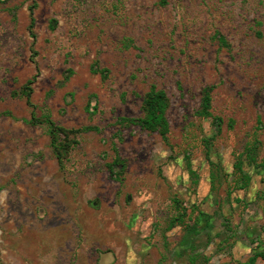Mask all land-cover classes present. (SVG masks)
<instances>
[{"label": "rangeland", "instance_id": "obj_1", "mask_svg": "<svg viewBox=\"0 0 264 264\" xmlns=\"http://www.w3.org/2000/svg\"><path fill=\"white\" fill-rule=\"evenodd\" d=\"M159 2L0 0V264H246L264 250V0ZM152 84L168 143L118 122L143 116ZM206 86L219 133L196 113ZM32 115L99 132L60 167Z\"/></svg>", "mask_w": 264, "mask_h": 264}, {"label": "trees", "instance_id": "obj_2", "mask_svg": "<svg viewBox=\"0 0 264 264\" xmlns=\"http://www.w3.org/2000/svg\"><path fill=\"white\" fill-rule=\"evenodd\" d=\"M168 0H160V5H167ZM33 6L30 7V24L29 31L32 38H35L33 33L34 19L32 16ZM54 26H52L53 28ZM222 41L223 46H227L225 40L219 37ZM92 72L95 74H100L102 79L107 78V70L97 68V64L92 66ZM36 77H33L25 85L22 86L20 94L25 98L27 105L32 106L30 102V96L32 93L31 85L34 83ZM213 91L212 86H206L202 89V95L200 98L199 110L196 112L197 115L202 119H211V125L214 127L217 133L221 130L222 120L218 117L212 116L211 109V92ZM168 107V102L166 94L157 89L155 85H150L148 91L144 94L141 102V109L143 116L139 119H126L120 118L118 122L122 126L136 125L141 130L147 131L149 133H157L163 142L168 143L169 135V124L166 118V110ZM30 125H40L45 124L48 128V135L50 139V147L52 149L53 155L60 167H63V162L68 153L77 145L76 137L82 133L87 132H99L98 127L95 126H85L80 129H66L56 125L49 118H44L43 120L36 119L34 115L31 116L29 121H26ZM206 146L209 145L205 142ZM255 148L246 149V158L249 159V163L255 164ZM264 167V164L262 165ZM110 174L114 173L115 168L118 170L123 169L122 163L116 159L112 164L108 165ZM236 170L241 174L242 164L237 162L235 164ZM250 177L247 174H242L241 176V186L246 187L250 181ZM264 261V250L254 253L246 264H254L257 260Z\"/></svg>", "mask_w": 264, "mask_h": 264}]
</instances>
